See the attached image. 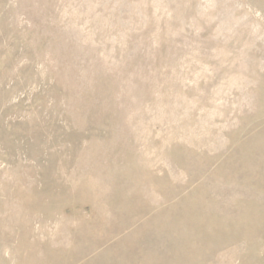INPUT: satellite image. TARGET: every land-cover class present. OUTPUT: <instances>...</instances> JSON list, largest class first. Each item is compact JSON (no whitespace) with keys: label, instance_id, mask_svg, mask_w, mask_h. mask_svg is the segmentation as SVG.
I'll use <instances>...</instances> for the list:
<instances>
[{"label":"rangeland","instance_id":"rangeland-1","mask_svg":"<svg viewBox=\"0 0 264 264\" xmlns=\"http://www.w3.org/2000/svg\"><path fill=\"white\" fill-rule=\"evenodd\" d=\"M0 264H264V0H0Z\"/></svg>","mask_w":264,"mask_h":264}]
</instances>
